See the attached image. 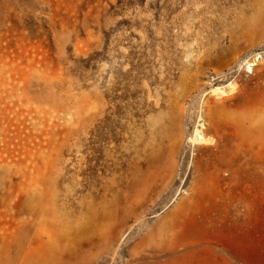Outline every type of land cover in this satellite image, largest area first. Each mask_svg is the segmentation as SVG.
<instances>
[{"label":"rangeland","instance_id":"374dc122","mask_svg":"<svg viewBox=\"0 0 264 264\" xmlns=\"http://www.w3.org/2000/svg\"><path fill=\"white\" fill-rule=\"evenodd\" d=\"M0 264H264V0H0Z\"/></svg>","mask_w":264,"mask_h":264},{"label":"bare ground","instance_id":"6f19581e","mask_svg":"<svg viewBox=\"0 0 264 264\" xmlns=\"http://www.w3.org/2000/svg\"><path fill=\"white\" fill-rule=\"evenodd\" d=\"M262 58H263V55L261 54L256 55L255 60L248 67L249 71L253 70L252 67L257 66V64L261 61ZM235 90H236L235 85L230 84L227 87L218 88L214 90V93L216 94L218 98L222 99L228 95V92L234 93ZM253 115L254 114L252 113L251 116L253 117ZM236 126L237 125L233 126V125L223 124L220 121L219 123L211 122L210 124L200 123L197 129V132H196V136L192 139V144L195 146L207 147V149L211 152V156L215 157V159L219 161L222 166L231 167V168L232 167L239 168V159L241 157V156L239 157V151H242L243 149L239 150V147H240L238 143L239 142V129H237ZM250 126L251 124L249 125V127ZM228 129H232L233 132L230 133ZM211 130L219 134L221 133L228 139V142L231 144L230 146L231 151L229 154L222 155V153L219 151V147L215 139H212L211 137L207 136V133ZM240 148H243V147H240Z\"/></svg>","mask_w":264,"mask_h":264}]
</instances>
